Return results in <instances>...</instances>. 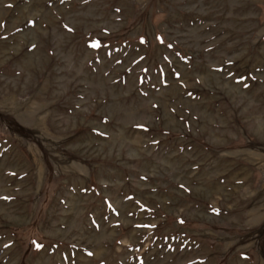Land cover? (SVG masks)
<instances>
[{
    "label": "rangeland",
    "instance_id": "374dc122",
    "mask_svg": "<svg viewBox=\"0 0 264 264\" xmlns=\"http://www.w3.org/2000/svg\"><path fill=\"white\" fill-rule=\"evenodd\" d=\"M0 264H264V0H0Z\"/></svg>",
    "mask_w": 264,
    "mask_h": 264
}]
</instances>
